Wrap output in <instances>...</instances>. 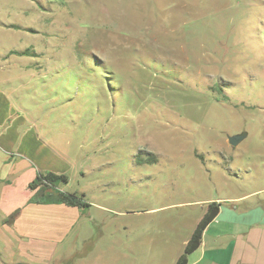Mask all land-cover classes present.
I'll list each match as a JSON object with an SVG mask.
<instances>
[{
    "label": "rangeland",
    "instance_id": "374dc122",
    "mask_svg": "<svg viewBox=\"0 0 264 264\" xmlns=\"http://www.w3.org/2000/svg\"><path fill=\"white\" fill-rule=\"evenodd\" d=\"M8 79L18 141L33 125L129 264H172L197 200L264 187V0H0Z\"/></svg>",
    "mask_w": 264,
    "mask_h": 264
},
{
    "label": "crops",
    "instance_id": "0c3cea01",
    "mask_svg": "<svg viewBox=\"0 0 264 264\" xmlns=\"http://www.w3.org/2000/svg\"><path fill=\"white\" fill-rule=\"evenodd\" d=\"M9 80L5 87L0 85V264H129L128 248L115 249L107 242L120 235L108 227L106 232L96 229L104 217L84 213L78 206L33 199L40 189L29 188V183L38 171L65 173L50 166L49 146L34 134L33 125L18 141L17 129L27 119L19 117ZM57 189L65 191L61 184ZM196 202L203 206L182 241L184 247L207 205L217 202L219 208L203 229L199 246L188 254L187 264H264V187ZM94 206L108 214L113 209L108 201ZM109 222L107 217L106 225ZM90 240L95 242L82 252ZM182 251L171 257L172 264Z\"/></svg>",
    "mask_w": 264,
    "mask_h": 264
},
{
    "label": "trees",
    "instance_id": "16d2710c",
    "mask_svg": "<svg viewBox=\"0 0 264 264\" xmlns=\"http://www.w3.org/2000/svg\"><path fill=\"white\" fill-rule=\"evenodd\" d=\"M66 174H57L54 172L38 171L35 178L29 183V188L34 189L39 186L40 192L36 199L37 201L46 202H60L68 205L85 207L89 203L84 201L83 193L77 194L76 192L60 191L57 186L60 183H66ZM219 203L210 202L207 205L206 211L200 221L195 226L191 236L185 244L183 252L176 259L175 264H187V256L190 252L196 249L201 241V234L205 226L213 219L217 214Z\"/></svg>",
    "mask_w": 264,
    "mask_h": 264
},
{
    "label": "water",
    "instance_id": "95a60500",
    "mask_svg": "<svg viewBox=\"0 0 264 264\" xmlns=\"http://www.w3.org/2000/svg\"><path fill=\"white\" fill-rule=\"evenodd\" d=\"M246 136V133H238L234 134L228 137V143L232 146H236L242 139H244Z\"/></svg>",
    "mask_w": 264,
    "mask_h": 264
}]
</instances>
